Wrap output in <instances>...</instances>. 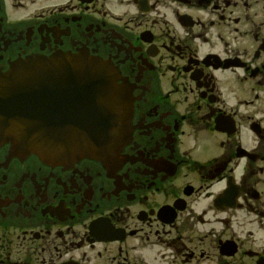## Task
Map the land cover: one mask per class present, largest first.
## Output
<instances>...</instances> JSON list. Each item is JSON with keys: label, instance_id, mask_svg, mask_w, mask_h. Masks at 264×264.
<instances>
[{"label": "flooded vegetation", "instance_id": "af4514ba", "mask_svg": "<svg viewBox=\"0 0 264 264\" xmlns=\"http://www.w3.org/2000/svg\"><path fill=\"white\" fill-rule=\"evenodd\" d=\"M56 52L112 67L130 140L0 147V264H264V0H0V71Z\"/></svg>", "mask_w": 264, "mask_h": 264}, {"label": "water", "instance_id": "95a60500", "mask_svg": "<svg viewBox=\"0 0 264 264\" xmlns=\"http://www.w3.org/2000/svg\"><path fill=\"white\" fill-rule=\"evenodd\" d=\"M72 60L29 58L0 74V145L52 162L100 156L114 145L122 125L97 107L113 93L101 77L89 78L98 65L88 70Z\"/></svg>", "mask_w": 264, "mask_h": 264}]
</instances>
